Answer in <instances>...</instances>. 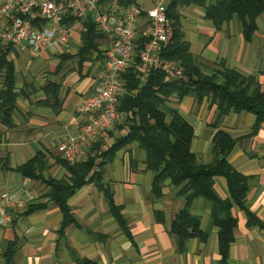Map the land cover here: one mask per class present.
<instances>
[{
    "label": "crops",
    "instance_id": "1",
    "mask_svg": "<svg viewBox=\"0 0 264 264\" xmlns=\"http://www.w3.org/2000/svg\"><path fill=\"white\" fill-rule=\"evenodd\" d=\"M100 1L102 11L123 10L117 0ZM126 1L146 9L156 2ZM4 2L0 0V6ZM178 13L183 42L189 46L203 75L232 70L251 78L264 92V15L256 21L252 40L246 42L235 20L216 29L197 4L180 7ZM76 23H62L73 27L66 47L38 53L28 49L7 51V59L15 66L14 88L18 98L10 115L11 126L0 120V196L17 195L21 203L0 208V264H7L5 255L12 244L15 245L12 264H82L83 260L95 264H219L218 228L208 203L198 198L189 209L192 216L200 218V231L205 239L192 238L183 251L179 250L170 228L174 216L184 209L185 201L175 196L169 182L163 187L162 197L154 196V174L147 170L145 154L135 144L117 152L104 167L102 178L104 190L111 192L124 226L111 213L105 191L88 183L68 198L76 225L61 232L63 215L51 200V190L45 182L68 176L59 163L57 145L76 135V110L96 86L105 51L111 47L108 40L101 39V55H94L79 71L75 56L82 26ZM149 25L147 19L142 20L137 41L149 38ZM61 54L74 58L58 69ZM48 83L60 85L57 101L47 97L43 88ZM2 87L0 78V91ZM168 106L193 127L191 151L198 163L209 164L214 160L212 140L217 131L227 133L235 141L228 163L249 178L246 206L253 218L236 206L232 208L237 225L227 264H264V124L252 135L255 115L240 112L223 117L218 128H214L216 106L208 100L197 104L192 96L179 100L175 96ZM117 127L99 136L97 143L103 150L127 134V127L121 131ZM37 154H42L47 163L43 179L22 177L16 169ZM215 191L223 200L229 197L223 178H215ZM33 204L42 207L26 213Z\"/></svg>",
    "mask_w": 264,
    "mask_h": 264
},
{
    "label": "trees",
    "instance_id": "2",
    "mask_svg": "<svg viewBox=\"0 0 264 264\" xmlns=\"http://www.w3.org/2000/svg\"><path fill=\"white\" fill-rule=\"evenodd\" d=\"M205 1L173 0L167 10L172 37L170 43L163 48L161 59L176 63L183 70L187 81H166L162 72L151 71L148 78L142 82L138 56L149 38L138 39L135 62L122 76L123 90L119 97L118 110L124 117L120 124L114 126H119L117 127L119 131L127 127V134L118 138L114 145L106 150L97 143L98 137L91 148L96 156L92 158L88 155L86 159L74 165L59 159L68 176L59 180L50 179L45 184L51 190V200L63 215L61 232L76 225V220L67 205L68 198L88 183H94L100 190L105 191L111 213L124 226L119 209L113 203L111 192L107 188L104 190L102 178L104 167L111 162L117 152L135 144L145 154L147 170L154 174L152 183L154 196L162 197L163 187L169 182L175 196L185 201L184 209L174 216L170 228V234L175 238L179 250L183 251L186 243L192 238L205 239V235L200 231V218L189 213L193 201L201 198L210 206L213 223L218 228L221 258L219 264H227L230 245L234 240L233 232L237 225L236 218L231 214L232 208L236 206L250 219L253 218L246 206L249 178L238 173L228 163L235 141L222 131H217L212 140L214 160L209 164L198 163L196 155L191 151L194 129L178 111L170 108L168 103L175 96L178 100L192 96L197 104L204 100L210 101L217 110L214 128H218L222 118L230 113H251L256 117L252 132L254 135L259 126L264 124V92L259 90L251 78H244L232 70H223L212 76L203 75L189 51V46L183 42L178 9L199 5L204 10V18L210 20L216 29L235 20L240 26L244 40L250 42L257 29V19L264 15V0H213L210 4H206ZM117 4L121 9L132 5L126 0H117ZM76 21L75 18L68 16L62 23ZM101 39L103 36L98 32L92 19L82 24L80 46L75 56L78 59L79 71L83 69L84 64L92 61L94 55H101L99 50ZM7 54L8 52L0 54V78L3 80L0 91V120L11 126L10 115L15 109L18 94L14 88L15 66L7 59ZM59 57L62 63L58 69H61L65 61L74 58L65 54ZM43 89L47 97L50 96L57 101L60 85L48 83ZM96 157L100 158L98 164ZM46 165L44 156L37 154L16 171L22 177L42 180ZM215 178L225 180L229 193L227 199H221L216 193ZM41 207V204H33L26 213ZM14 250L15 245L12 244L5 255L7 264H12ZM82 264L95 263L83 260Z\"/></svg>",
    "mask_w": 264,
    "mask_h": 264
},
{
    "label": "built area",
    "instance_id": "3",
    "mask_svg": "<svg viewBox=\"0 0 264 264\" xmlns=\"http://www.w3.org/2000/svg\"><path fill=\"white\" fill-rule=\"evenodd\" d=\"M100 0H5L0 6V54L11 49H28L38 53L46 49L66 47L73 27L62 24L68 16L77 25L92 19L98 32L111 43L105 51V62L99 72L97 85L77 108L76 135L60 141L57 152L60 158L74 165L90 155L98 137L118 125L123 115L118 110L123 90L122 76L135 62L138 27L142 20L149 22V40L139 54V68L144 82L151 71H160L166 81H187L183 70L172 62L161 59V53L172 37L167 10L173 0H156L146 9L132 4L122 12L102 11ZM45 23L44 26L38 25ZM96 164L100 158L96 157ZM0 208L20 205L17 195L0 196Z\"/></svg>",
    "mask_w": 264,
    "mask_h": 264
},
{
    "label": "rangeland",
    "instance_id": "4",
    "mask_svg": "<svg viewBox=\"0 0 264 264\" xmlns=\"http://www.w3.org/2000/svg\"><path fill=\"white\" fill-rule=\"evenodd\" d=\"M97 85V84H96Z\"/></svg>",
    "mask_w": 264,
    "mask_h": 264
}]
</instances>
